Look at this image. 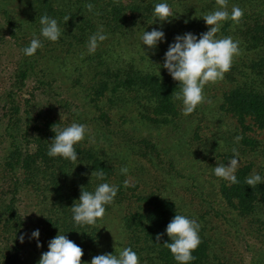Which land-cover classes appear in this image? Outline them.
<instances>
[{
    "label": "trees",
    "instance_id": "16d2710c",
    "mask_svg": "<svg viewBox=\"0 0 264 264\" xmlns=\"http://www.w3.org/2000/svg\"><path fill=\"white\" fill-rule=\"evenodd\" d=\"M157 3L170 5L174 13L170 22H161L154 15ZM88 4L94 6L91 11ZM233 6L244 10L242 20L239 23L231 19L223 22L217 36H231L239 41L240 54L224 75L229 87L221 91L216 103L217 111L232 119L233 136L242 137L235 149L244 154L258 152L260 143L254 134L264 131V0H228L229 13ZM218 8L216 0H0V11L15 28L13 31L31 35L32 39L37 37L43 44L32 56L23 52L30 42L19 46L22 54L16 75L19 90L31 76L38 77V67L41 83L46 87H52L51 83L58 78H65L84 90L89 105L98 114L94 120L96 128L106 130L100 122L104 121L107 127L114 119L127 121L128 116L133 122L156 130L177 127L194 118L191 122L194 126L189 132L191 146L203 143L200 131L206 124L205 114L199 111L200 107L189 115L183 114L182 101L175 99V93L180 91L179 82L173 80L163 67L165 53L176 36L190 32L199 38L200 34L207 32L209 26L203 16ZM45 14L56 19L61 29L62 35L56 42L41 35L40 18ZM66 17H70L67 22ZM101 27L107 39L98 42L96 51L89 53V38ZM153 29L163 31L165 37L155 49H149L143 45L142 35ZM43 67L49 68L43 70ZM198 113L201 114L195 116ZM25 114L26 122L22 127L20 108L13 105L4 128L8 149L3 166L18 178L11 197L5 203L0 201V223L4 219L5 228L19 225L21 229L15 207L21 188L31 191L38 199L44 216L40 247L33 264L34 261L38 264L42 253L49 250V242L59 233L83 249L82 264H91L97 255L119 256L120 251L129 247L137 253L139 264H178L163 245L171 242L166 228L176 214L195 219L201 226L202 243L192 253L195 260L189 264H230L229 251L223 252L224 243L218 242L219 226L214 225L217 222L226 224L229 219L212 215L213 209L210 212L203 208L195 214L183 212L166 194L167 186L171 189L170 182L177 177L193 183L195 180L182 175L175 160L166 158L158 140L151 136L132 135L124 128L107 129L108 137L124 138L122 141L127 149L123 145L121 149L124 150L116 149L110 155L102 148L80 142L75 145L78 159L72 162L48 155L55 137L52 127L63 129L61 122L41 112L30 114L27 111ZM130 153L146 160L150 166L163 164V171L169 178L161 175L154 188L146 192L135 184L125 187L128 174H122L120 168L127 167ZM233 156V152H218L205 159L215 167L227 165ZM166 159L169 162H164ZM238 160L235 175L239 183L220 178L217 195L222 203L233 209L242 231L255 238L264 249V164L257 165L241 156ZM101 171L104 173L102 179L92 175ZM253 174L262 177V182L255 187L246 183V178ZM160 181L164 182L161 187L157 185ZM101 183L119 188L114 198L118 202L106 205V214L122 200L128 202L120 221L124 241L107 251L101 250L104 217L95 225L77 224L71 211L74 202L79 200L82 186L83 190L94 191ZM158 234H161L159 241L156 240ZM20 256V244L18 247L16 242L5 255L0 254V264H20Z\"/></svg>",
    "mask_w": 264,
    "mask_h": 264
},
{
    "label": "rangeland",
    "instance_id": "374dc122",
    "mask_svg": "<svg viewBox=\"0 0 264 264\" xmlns=\"http://www.w3.org/2000/svg\"><path fill=\"white\" fill-rule=\"evenodd\" d=\"M13 18L15 20V17ZM13 30L15 28L7 22L4 13L0 11V201L5 203L11 197L13 186L18 178V175L9 172L3 166L8 149V137L4 133V128L13 105H18L20 108L22 127L26 122L25 112L27 111L30 114L41 112L44 116L55 118L61 122L64 128L73 122L86 125L88 133L82 142L102 148L110 155L114 154L116 149L122 151L127 147L126 143L124 145L122 141L124 138L108 137L106 130H116V128L122 130L124 128L132 135L151 136L155 141L158 140L161 144L160 149L166 158L175 160L179 171L181 170L183 173L182 175L195 180L193 183L177 177L175 181L170 182L172 190L167 186L166 194L176 201L183 212L195 214L203 211V208L209 209L210 212L213 209L212 215L216 214V216L229 219L226 224L217 222L214 225L219 226L218 242L220 240L224 243L223 252L229 251L227 255L230 258V264H264L262 245L242 231L234 217L233 209L220 201L217 189L221 179L214 174V167L210 166L205 159L218 152H233V149L238 147L236 137L233 136L232 119L217 111L218 104L216 102L221 91L229 87L224 78L215 83L206 84L203 89L206 99L198 107H200L199 111L205 114L206 124L200 131L203 143L199 146H191L189 143V136H191L189 132L194 126L192 124L194 118L182 122L177 127L156 130L135 123L128 116L127 121L114 119L109 122L107 127L104 125V121L100 122L106 129L102 130L94 125L98 114L89 105L84 90L73 86L65 78H58L56 82L51 83L52 87H46L44 83H41L43 81L37 67L38 77L31 76L19 90V85L16 84L17 64L22 55L19 46H25L31 42L32 36H24L19 31L14 32ZM40 65L45 66L43 63ZM47 68L49 67L42 69L46 70ZM201 113L195 114V116ZM254 137L260 143L258 152L247 151L244 154L239 152V156L247 161H255L257 165L264 164V131H256ZM123 145L124 149H121ZM146 163V160L144 161L131 153L128 155L126 163L129 172L125 180H129L130 185H137L142 192L154 188L155 182L161 175L169 178L163 171V164L150 166ZM163 184L164 182L160 181L157 185L161 187ZM117 202L118 199H115L113 203ZM126 205L128 202L122 200L104 216L102 251H107L106 249L119 243L122 244L124 241L120 221L122 210ZM15 207L21 229L19 230V225L17 227L9 225L8 228H5V225L3 226L4 219L1 220L0 254L3 252L5 255L9 247L18 242V247L20 244L21 248L20 264H33L38 252L37 245L41 238V221L44 216L42 206L31 191L21 188L15 199ZM237 229H239L238 232H236ZM36 230H39L40 233L38 239L32 236ZM21 236L24 237L23 243L20 241Z\"/></svg>",
    "mask_w": 264,
    "mask_h": 264
},
{
    "label": "clouds",
    "instance_id": "9594fccd",
    "mask_svg": "<svg viewBox=\"0 0 264 264\" xmlns=\"http://www.w3.org/2000/svg\"><path fill=\"white\" fill-rule=\"evenodd\" d=\"M228 0H216L219 8L203 16L209 30L200 34L197 38L192 33L176 36L175 42L169 45L165 53L163 67L167 69L173 80L179 82L180 91L175 93V99L183 103V114L189 115L202 103L205 102L203 89L208 83H215L224 78L225 73L229 72L234 58L240 54L239 41L231 36L219 38L217 34L221 30L223 22L231 19L239 23L244 10L239 6H233L231 13L227 10ZM92 4H88L89 11L93 9ZM154 15L159 21L165 22L173 18L174 13L168 3H157L154 8ZM70 17H66L67 22ZM41 35L45 39L56 42L62 33L58 22L50 18L47 14L40 18ZM165 33L161 30L153 29L145 31L142 35L143 45L149 49H155L159 42L163 41ZM107 39L101 27L97 33L89 38L88 51L94 53L98 47V42ZM43 47L42 41L34 37L30 45L23 49L26 56H32L36 51ZM55 137L52 140L48 151L50 157H63L72 162L77 161L78 154L75 145L82 142L88 133V128L84 124L73 122L70 126L63 129H54ZM241 140V136L235 138ZM234 156L227 165L219 164L214 167V174L218 178L239 183L235 175L239 167V152L234 148ZM129 169L124 167L121 173L127 175ZM98 178H103V171L92 173ZM262 182L259 174H253L246 178L247 185L255 187ZM124 186H130V181L125 180ZM118 186L109 183H101L94 191L83 190L78 201L71 207L73 219L77 224L95 225L97 220L106 215V205L113 203L118 193ZM200 224L195 219H190L185 215L176 214L172 221L167 225L166 233L171 242H165L164 247L168 248L173 254L178 264H189L195 260L192 253L202 243L200 238ZM39 230L32 233V236L39 238ZM161 239V234L156 236V240ZM24 237H20L23 243ZM40 247V245H37ZM48 251L42 253L38 264H82L83 249L74 241L67 238L65 234H58L48 244ZM91 264H139V257L130 247L124 248L119 252V256L114 254H102L94 256Z\"/></svg>",
    "mask_w": 264,
    "mask_h": 264
}]
</instances>
